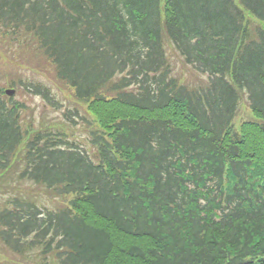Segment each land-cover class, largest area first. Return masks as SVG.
I'll return each mask as SVG.
<instances>
[{"label": "trees", "instance_id": "obj_1", "mask_svg": "<svg viewBox=\"0 0 264 264\" xmlns=\"http://www.w3.org/2000/svg\"><path fill=\"white\" fill-rule=\"evenodd\" d=\"M167 43L207 82L180 84ZM0 45L77 101L64 126L40 124L0 78L8 249L39 264H264V0H0ZM243 95L253 120L236 130Z\"/></svg>", "mask_w": 264, "mask_h": 264}, {"label": "rangeland", "instance_id": "obj_2", "mask_svg": "<svg viewBox=\"0 0 264 264\" xmlns=\"http://www.w3.org/2000/svg\"><path fill=\"white\" fill-rule=\"evenodd\" d=\"M167 58L168 64L171 68L172 76L179 80V83L186 85L189 88H196L202 83H206L208 78L202 74H199L193 67L185 64L183 57L167 43ZM18 59L15 58L11 52L5 51L0 45V78L3 80V84L8 82L12 83L11 86H5L4 89H14L16 91L14 97L28 107L29 115L34 114L38 123L45 125H53V127H59L66 124L64 118V112L66 108H75V92L73 89L66 85H61L55 80L54 71L51 68H47L45 72L32 69L25 65H19ZM30 83H40L52 91L53 97L61 107L54 108L50 106L44 99L37 96L28 87ZM23 85V86H22ZM242 104L240 110L235 119L236 130L240 129V126L253 120L252 112L249 105L248 97L242 96ZM79 113L83 118H88L92 121V117L88 114L87 106L80 104ZM79 128L74 132L78 136V141L87 145V137H89L90 129L82 126L81 120H78ZM0 200H2L0 198ZM69 200V199H68ZM41 203L50 206V203L45 199H41ZM0 264H39L35 259H28L23 255H18L8 249L0 239Z\"/></svg>", "mask_w": 264, "mask_h": 264}, {"label": "water", "instance_id": "obj_3", "mask_svg": "<svg viewBox=\"0 0 264 264\" xmlns=\"http://www.w3.org/2000/svg\"><path fill=\"white\" fill-rule=\"evenodd\" d=\"M6 93L9 96H13L15 94V91H13V90H7Z\"/></svg>", "mask_w": 264, "mask_h": 264}]
</instances>
